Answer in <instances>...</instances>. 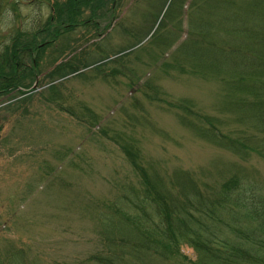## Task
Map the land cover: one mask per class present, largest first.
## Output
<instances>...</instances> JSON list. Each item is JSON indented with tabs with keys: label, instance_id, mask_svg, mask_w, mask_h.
Listing matches in <instances>:
<instances>
[{
	"label": "rangeland",
	"instance_id": "374dc122",
	"mask_svg": "<svg viewBox=\"0 0 264 264\" xmlns=\"http://www.w3.org/2000/svg\"><path fill=\"white\" fill-rule=\"evenodd\" d=\"M63 1L0 0V62L12 38L27 41ZM169 2L90 1L96 16L87 8L76 17L84 27H60L53 44L38 39L35 68L23 55L15 72L27 65L33 78L0 92V264H213L178 222L151 230L158 213L142 172L155 199L185 203L180 215L211 211L213 202L243 209L241 194L264 202V0ZM159 19L162 35L150 37ZM203 26L217 35L213 43L250 62L198 59L191 43ZM121 51L103 66L56 76ZM226 184L234 185L229 198ZM244 210L243 222L236 212L200 222L215 234L213 248L248 244L240 225L253 233L259 221ZM254 234L253 263L263 244Z\"/></svg>",
	"mask_w": 264,
	"mask_h": 264
},
{
	"label": "trees",
	"instance_id": "16d2710c",
	"mask_svg": "<svg viewBox=\"0 0 264 264\" xmlns=\"http://www.w3.org/2000/svg\"><path fill=\"white\" fill-rule=\"evenodd\" d=\"M90 1H95V0H64L63 5L61 7H58V5L55 6L56 11L53 10L55 18L49 19L45 23L43 28L37 30L38 29V27H37L35 32L33 34H30L31 38H29L27 41L22 40V41L18 42V41H16L15 38L14 39L12 38L11 41H12L13 45H11L10 51H8V47L5 48V50L8 51L11 55H8L5 53L4 60L0 62V92L2 90L10 89V87L16 88L15 86L23 84L22 82L24 80H28L30 78H33V75L31 74V72L28 71L27 65H25L23 67V69L18 70L17 74L15 71L18 68V64L23 66L22 62L24 61V58H25V56H23V55H25L26 53H29V52H30L29 57H30L31 61L33 62V66H34V68L36 67V63L33 60L34 58L32 57V56H34L32 51H34L36 48H38L37 42H38V39L40 37H42L43 39L45 38L43 41H45V40L50 41L51 40L50 38H52L51 44H53L62 35L61 34L62 32H60V30H61L60 27L63 28V26H66L67 28H69V30H73V29L79 27L80 25L81 26L83 25V23L77 21L76 17L82 15L83 12L87 8L90 11V13H92V15L96 16L95 11H96L97 7L88 6V5L92 4V3H90ZM175 1H177V0H172V2H170V3L174 4ZM168 7H171V6H168ZM91 10L95 13H93ZM231 12H232V7L228 8L227 14L230 15ZM167 15H168V12L165 14L164 19L167 17ZM223 16L224 17L221 20V23L218 24V28H221L223 26V24H224L223 22H224V19L226 17V13H224ZM171 20L175 22V17H173ZM156 25H157V27H156L155 31L153 32V34L151 35V37L153 36V38L155 37V35L162 33L161 30H163V26H164L163 21H159V23H157ZM155 26H154V28H155ZM83 27H84V25H83ZM63 29L65 30V28H63ZM262 29H264V25L262 26ZM153 30L154 29H152L151 31H153ZM65 31H63V33H65ZM212 31H213V29L209 28L207 26L198 27L196 40L192 41V43H191L192 45L196 46V51L198 52V54H197L198 59L203 58L204 61H206L207 63H209L213 66H215L218 63V65H225L227 67H228V65L240 67L244 61H249L248 59L245 60V58H243L242 56L232 55L233 52L225 51L222 45L219 46V45L213 43L212 38H216L217 35L212 34ZM143 33L146 35L145 32H143ZM193 35L195 36L196 33L194 32ZM132 37L134 38V40L136 42L139 41V43H140V39H142L143 36H142V34L141 35L138 34V35H135ZM206 39L210 40L211 42L206 43ZM260 40L264 44V36L262 38H260L259 41ZM136 42H134V43H136ZM49 45H47V47ZM132 47H133V45H132ZM41 49H43V48H41ZM125 52H127V51H124V52L121 51L120 53H118L114 56H110V57L105 58V59L100 58L99 60H94L93 61L94 63H88V64L81 63L79 66H69L68 68H66L67 70H65V71L59 72L61 70H58L56 72V76H61L59 78L64 79V78H66V76L74 75L76 73H78V74L82 73V71H84L85 69L90 68V67L92 68L96 64H101V63L105 64L108 61H112L113 59L124 54ZM261 53H264V52H261ZM19 55H21V57ZM26 56H27V54H26ZM113 57H115V58H113ZM259 60L262 61V64L264 65L263 60L262 59H259ZM15 61H16V63H14ZM9 63H10V65H9ZM81 67H83V68H81ZM6 71H8V72H6ZM54 87L55 86L52 85V87H51L52 90ZM259 110H261V109L259 108ZM127 149H129V148H127ZM129 150H130L132 158H130V156L128 154L126 156L128 157L130 163L138 171H142L140 169L137 161H136L138 159L137 153L134 151V149H132V150L129 149ZM146 174L144 172H142V173H140V177L143 178L146 182V186L144 183V187H145L144 190H146V196L147 197L150 196V199L148 200L150 203L149 206L151 208H152V206H154L153 210L155 213H158L157 218L159 220L156 224H151V223L149 224V226L151 227V230H156L158 232L163 231L164 219L166 221H169V222L172 221V224H176L178 222L184 228H186L184 235L191 239L192 246L196 249V251L198 253L200 252L202 254L208 253L211 257V262H213V264H261L260 261H255V263H253L252 253L248 249L250 247L249 243H251L253 241V237H255L254 232L256 230L253 231V233L251 231L243 233L244 224L240 225V229H241L242 233L240 234L239 240H244V241L248 242V244L244 245V248H240V247H237L234 245V247L230 249V245L226 244L225 242L222 245H219L216 248H213V244H214V241L216 239L215 234L206 225L202 226L200 223V222H204V219H206L207 222L210 221V220H208L209 217L210 218L212 217L214 220H216L217 219L216 214L218 216H227L231 213L235 214V212L238 216H240V219L238 218L240 220V222H243L240 210H243L245 212V211H247V210H244L245 208H248L249 210L252 211V213L254 215L253 218H257L258 221H262L264 219L263 214L259 215L258 207L252 206V205L258 204V200L256 197H254V196L248 197V196H244V194H241L240 199L243 200L244 202L246 199V202H247L246 204L242 203V205H244V208L243 209L241 208V205H240L241 202H236V203L232 204L231 206H229L230 207L229 211H228V209H226V206H224V207L220 206L217 209H215V202H213L214 209L211 211L205 212V210L202 211V209H197V210L195 209V211L198 212L197 219H195V218H193L195 211L194 212H191V211L187 212V209L184 208V209H182V212L185 215H182V214L180 215V213H178L180 211L181 207L185 205V203L182 206L177 205L175 203V201H173V200H170V203H167L160 196V194L158 195L159 197L157 199H155L154 198L155 196H153L154 191L152 193L153 189L152 190L150 189L152 187H150V184L148 181V176ZM233 188H234V185L232 187L231 186L228 187V184H226L224 187V189H225L224 190L225 191L224 196L229 198L230 192L228 190H232ZM154 190H155V188H154ZM236 201H240V200L237 199ZM198 202H199V200H198ZM227 202H226V204H227ZM221 204H225V203H219L218 205H221ZM235 208L237 209V211L234 210ZM187 221H192L189 226L187 224ZM218 222H220L222 224V225L219 224V226L225 228L224 223L228 222V221L218 218ZM193 223H194V225H193ZM216 224H218V223H216ZM192 225H193V227H192ZM248 226H249V223L247 224V229H248ZM188 232H190V234H187ZM146 250H148V249H146Z\"/></svg>",
	"mask_w": 264,
	"mask_h": 264
}]
</instances>
